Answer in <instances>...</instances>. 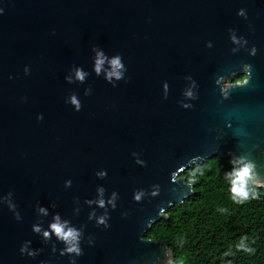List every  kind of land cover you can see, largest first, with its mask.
Masks as SVG:
<instances>
[{
    "label": "water",
    "instance_id": "95a60500",
    "mask_svg": "<svg viewBox=\"0 0 264 264\" xmlns=\"http://www.w3.org/2000/svg\"><path fill=\"white\" fill-rule=\"evenodd\" d=\"M0 10V264H169L144 235L192 195L181 173L245 156L264 182V0ZM97 51L121 58L119 80L107 61L96 74ZM56 216L80 231L78 255L43 237Z\"/></svg>",
    "mask_w": 264,
    "mask_h": 264
},
{
    "label": "trees",
    "instance_id": "16d2710c",
    "mask_svg": "<svg viewBox=\"0 0 264 264\" xmlns=\"http://www.w3.org/2000/svg\"><path fill=\"white\" fill-rule=\"evenodd\" d=\"M232 160L213 157L181 173L179 177L186 183L196 169L203 176L192 184L188 199L170 207L165 219L145 233V240L167 245L173 264H264V188L257 189L259 199L232 202L223 180L224 173L232 170ZM242 236L254 253L236 250Z\"/></svg>",
    "mask_w": 264,
    "mask_h": 264
},
{
    "label": "clouds",
    "instance_id": "9594fccd",
    "mask_svg": "<svg viewBox=\"0 0 264 264\" xmlns=\"http://www.w3.org/2000/svg\"><path fill=\"white\" fill-rule=\"evenodd\" d=\"M0 14H2V10H0ZM106 61L110 65V70L106 73V79L109 81L113 78L119 80L123 76V64L121 58L119 56H115L108 59L102 51L96 52L94 60V71L96 74L99 75L101 73ZM75 75L78 80L83 81L86 73L81 69H77ZM186 94L191 96V92ZM71 102L76 105L77 109L79 108V103L75 97L72 98ZM231 163L233 165L232 170L224 173L223 175V180L227 184L229 199L235 204H243L249 200L259 199L260 193L257 189L264 186V182H262L258 177L255 163L245 156L235 158L231 161ZM98 175L103 177L105 173L100 172ZM200 176H203V172L200 169L190 172L187 178V184L192 185L197 183ZM99 192L102 195L103 189H100ZM141 195L142 193L136 194L135 199L139 200ZM97 203L101 207L104 206V201L102 199L97 201ZM40 211L43 212L44 210L41 209ZM220 211L224 210L220 209ZM98 222L100 224H104L105 218H99ZM33 230L37 233L41 232V229L38 226H34ZM42 235L44 238L54 235L57 240L65 244V251L67 253L78 255L80 252V231L74 227H70L67 221H61L59 216L54 217V221L49 225V229L44 231ZM235 248L237 251H242L248 254H252L255 251V249L250 246L246 236H242L239 239V241L235 244ZM25 251L26 246H22L21 253L23 254ZM227 254L228 253H226V255ZM169 264H173L171 259L169 260Z\"/></svg>",
    "mask_w": 264,
    "mask_h": 264
},
{
    "label": "flooded vegetation",
    "instance_id": "af4514ba",
    "mask_svg": "<svg viewBox=\"0 0 264 264\" xmlns=\"http://www.w3.org/2000/svg\"><path fill=\"white\" fill-rule=\"evenodd\" d=\"M245 74H242V75H240V76H236V79L237 80H234V82L233 83H235V82H241V81H243V79L245 78Z\"/></svg>",
    "mask_w": 264,
    "mask_h": 264
},
{
    "label": "rangeland",
    "instance_id": "374dc122",
    "mask_svg": "<svg viewBox=\"0 0 264 264\" xmlns=\"http://www.w3.org/2000/svg\"><path fill=\"white\" fill-rule=\"evenodd\" d=\"M234 80H237L236 77L234 78Z\"/></svg>",
    "mask_w": 264,
    "mask_h": 264
}]
</instances>
